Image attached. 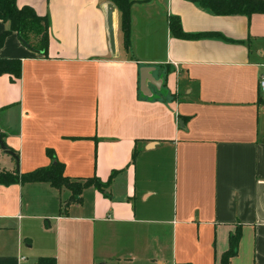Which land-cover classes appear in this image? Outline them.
Listing matches in <instances>:
<instances>
[{
  "label": "crops",
  "instance_id": "obj_1",
  "mask_svg": "<svg viewBox=\"0 0 264 264\" xmlns=\"http://www.w3.org/2000/svg\"><path fill=\"white\" fill-rule=\"evenodd\" d=\"M131 2L128 48L112 7L111 51L107 0H16L47 18L48 48L16 33L0 48L21 61L20 78L0 76L18 163L0 150V172L57 161L71 180L114 175L80 202L48 183L0 185V264H219L236 227L230 264H264V13ZM170 16L212 36L174 37Z\"/></svg>",
  "mask_w": 264,
  "mask_h": 264
},
{
  "label": "trees",
  "instance_id": "obj_2",
  "mask_svg": "<svg viewBox=\"0 0 264 264\" xmlns=\"http://www.w3.org/2000/svg\"><path fill=\"white\" fill-rule=\"evenodd\" d=\"M117 11L119 28L122 33L123 46L128 48L130 37V6L131 0H107ZM199 7L209 11L213 15H245L251 16L254 13H264V0H190ZM0 20L5 24V29L0 34V48L6 37L12 33L22 39L26 46L36 53L44 54L48 48V21L44 16H39L30 6L18 7L16 0H0ZM168 28L170 33L180 39H195L211 34L190 35L182 31L180 20L176 16H170L168 19ZM220 37L219 35H214ZM10 75L14 79L21 76V61L19 59L0 58V76ZM1 134L4 142L5 135ZM5 144V142H4ZM6 148L11 150L6 144ZM12 151V150H11ZM48 156L53 159L51 152ZM53 161V160H52ZM114 172L106 182L100 181L97 177L86 178L84 180H71L64 175V165L53 161L49 166L38 168L27 173L0 172V185L9 186L12 184L25 183H48L51 187L59 190L65 188L70 191V201L80 202V196L84 189L93 187L104 193L109 187ZM105 194V193H104ZM241 236V230L236 227L230 234L228 248L221 255L219 264H230L233 257L236 256L238 243ZM35 264H56L53 258H39Z\"/></svg>",
  "mask_w": 264,
  "mask_h": 264
},
{
  "label": "water",
  "instance_id": "obj_3",
  "mask_svg": "<svg viewBox=\"0 0 264 264\" xmlns=\"http://www.w3.org/2000/svg\"><path fill=\"white\" fill-rule=\"evenodd\" d=\"M112 7H113L112 5L109 6V10L107 13V28H108L110 48H111V51H114L115 39H114V28H113V20H112V9H113ZM20 40L22 41L24 45H26V43L22 39ZM0 150L3 151L5 154L14 158V160L16 161V171H18L17 156L15 155L13 151L8 150L6 148L4 142L1 139V134H0Z\"/></svg>",
  "mask_w": 264,
  "mask_h": 264
},
{
  "label": "built area",
  "instance_id": "obj_4",
  "mask_svg": "<svg viewBox=\"0 0 264 264\" xmlns=\"http://www.w3.org/2000/svg\"><path fill=\"white\" fill-rule=\"evenodd\" d=\"M259 86H260L261 92L264 93V73L260 76Z\"/></svg>",
  "mask_w": 264,
  "mask_h": 264
},
{
  "label": "rangeland",
  "instance_id": "obj_5",
  "mask_svg": "<svg viewBox=\"0 0 264 264\" xmlns=\"http://www.w3.org/2000/svg\"><path fill=\"white\" fill-rule=\"evenodd\" d=\"M0 163H1V161H0ZM1 169V168H0Z\"/></svg>",
  "mask_w": 264,
  "mask_h": 264
}]
</instances>
